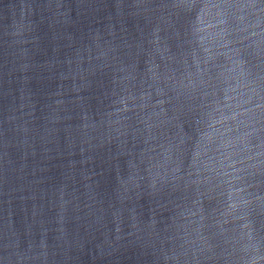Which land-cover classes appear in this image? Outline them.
I'll use <instances>...</instances> for the list:
<instances>
[{
    "label": "water",
    "instance_id": "water-1",
    "mask_svg": "<svg viewBox=\"0 0 264 264\" xmlns=\"http://www.w3.org/2000/svg\"><path fill=\"white\" fill-rule=\"evenodd\" d=\"M0 264H264V0H0Z\"/></svg>",
    "mask_w": 264,
    "mask_h": 264
}]
</instances>
